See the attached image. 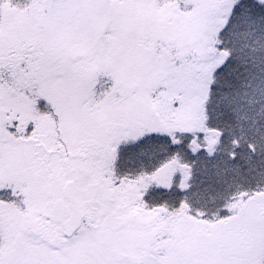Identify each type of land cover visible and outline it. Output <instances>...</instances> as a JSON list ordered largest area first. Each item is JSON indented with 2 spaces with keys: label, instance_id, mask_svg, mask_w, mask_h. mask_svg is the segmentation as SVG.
I'll list each match as a JSON object with an SVG mask.
<instances>
[{
  "label": "snow or ice",
  "instance_id": "6c2138e0",
  "mask_svg": "<svg viewBox=\"0 0 264 264\" xmlns=\"http://www.w3.org/2000/svg\"><path fill=\"white\" fill-rule=\"evenodd\" d=\"M0 264H264V0H0Z\"/></svg>",
  "mask_w": 264,
  "mask_h": 264
}]
</instances>
